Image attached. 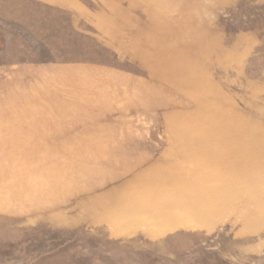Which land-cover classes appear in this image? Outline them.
I'll return each instance as SVG.
<instances>
[{"label": "rangeland", "instance_id": "1", "mask_svg": "<svg viewBox=\"0 0 264 264\" xmlns=\"http://www.w3.org/2000/svg\"><path fill=\"white\" fill-rule=\"evenodd\" d=\"M42 1L0 0V264H264V0H77L123 4L132 29L126 56L77 57ZM69 61L166 90L132 122L159 151L146 188L109 182L108 154L28 150L20 132L44 131L7 125L46 112L30 101ZM152 184L170 189L137 194Z\"/></svg>", "mask_w": 264, "mask_h": 264}, {"label": "crops", "instance_id": "2", "mask_svg": "<svg viewBox=\"0 0 264 264\" xmlns=\"http://www.w3.org/2000/svg\"><path fill=\"white\" fill-rule=\"evenodd\" d=\"M42 3L61 10L65 16L53 33L62 35L65 47L72 50L70 57L81 55L79 50L127 55L125 36L132 29L130 13L123 4L112 6L113 10H120L117 14L109 6L95 11L77 0H45ZM84 21L90 27L82 28ZM63 66L61 78L41 83L37 88L44 96L30 101L46 108V112L34 117L22 114L8 119L12 122L7 125L24 124L44 131L43 137L31 136L34 129L20 132V140L31 143L28 150L108 154L109 160H103L109 163L108 168L117 170L110 175L109 182L116 183L125 178L129 179L126 185L132 183L146 188L151 183L148 172L158 168L155 154L159 151L150 143L153 130L134 127L132 122L138 116H150L151 112L165 107L167 94L164 87L135 75L119 63L69 61ZM50 96L53 98L48 101ZM149 100L152 106H149ZM139 173L140 176H136ZM154 185L150 192L144 189L137 194H157L159 190L165 195L170 189Z\"/></svg>", "mask_w": 264, "mask_h": 264}]
</instances>
